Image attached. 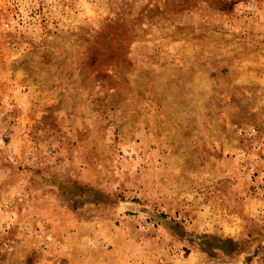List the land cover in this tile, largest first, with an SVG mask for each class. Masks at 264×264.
Returning a JSON list of instances; mask_svg holds the SVG:
<instances>
[{
	"label": "rangeland",
	"instance_id": "obj_1",
	"mask_svg": "<svg viewBox=\"0 0 264 264\" xmlns=\"http://www.w3.org/2000/svg\"><path fill=\"white\" fill-rule=\"evenodd\" d=\"M0 264H264V0H0Z\"/></svg>",
	"mask_w": 264,
	"mask_h": 264
}]
</instances>
